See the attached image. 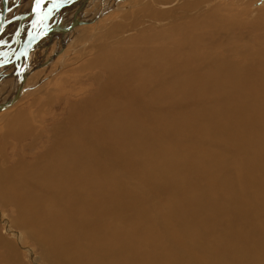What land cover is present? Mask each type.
<instances>
[{"label":"bare ground","instance_id":"obj_1","mask_svg":"<svg viewBox=\"0 0 264 264\" xmlns=\"http://www.w3.org/2000/svg\"><path fill=\"white\" fill-rule=\"evenodd\" d=\"M57 1L0 0V32L16 29L1 58L18 48L0 80L20 90L0 111L27 89L39 41L84 23L91 0L43 32ZM215 1L152 8L173 22L100 44L86 87L39 89L5 115L0 264H24V238L44 264H264V6ZM10 140L28 142L7 153Z\"/></svg>","mask_w":264,"mask_h":264},{"label":"rangeland","instance_id":"obj_2","mask_svg":"<svg viewBox=\"0 0 264 264\" xmlns=\"http://www.w3.org/2000/svg\"><path fill=\"white\" fill-rule=\"evenodd\" d=\"M22 1L23 3L26 2V4L23 5V7L25 8L28 2L31 0H21V3ZM59 1L61 2L64 1L63 5L53 3V5L56 6V10L53 13L54 15L53 19L51 20V23H44L41 26L43 32H45L49 28V26H54V25L57 26L59 24L68 25L71 23L73 19L76 18V15H77L76 8L79 5V0H74L72 1V3L71 2L69 3L68 0L67 2H65V0H58L57 2ZM148 1L149 0H91V2H89V5H87L86 10H85L86 11L85 18L83 19L84 23L78 25V27H76L70 32L67 31V33H65L64 31L65 35H63L64 33L59 32L57 33V36L53 37L50 40L45 39L49 36H46L44 37L43 40H40L39 44L36 45V48L34 50V52L36 51L35 53L36 55L34 54V57L32 58V62L28 70L27 89L24 91V94L17 101L16 104H14L11 108L9 107L7 109L0 111V142L3 140L2 133L3 131H5V125L13 114L9 116L6 122L3 119L5 115L12 111L17 112L18 110L22 108H27L29 103L32 102L36 98L35 92L37 90L40 89L39 91H41L44 95L46 93L56 94L58 93V91H63V92L75 91V90H79V89L86 87L87 81L85 78L90 73H93V72L95 73V71H93L94 69L85 67V64L89 62L93 58V56H95L94 54H96L97 47L100 44L106 45L108 43H112V41L116 42L117 40H121L122 36L124 38H127V36L129 37L130 35L140 34L142 32L145 33V31L150 32L151 29L153 28H161V27L167 26L170 23H172L173 20L164 18L165 16L158 18L160 20H158L157 18H153L151 16L152 8L154 10H159L161 7H165L167 5L165 7L164 12L166 11L169 13L175 9H182L183 11L181 10L180 14L184 12L183 13L184 15L186 14L187 11H185L186 6H183V5L185 4L186 1H190V0H175V1L158 0V2L157 0H150L149 2L151 3H148ZM217 1L218 2H228V1L233 2L232 8L233 7L237 8L236 6L238 7L244 6L245 3L248 1L249 2L247 4H250L251 9L260 8V6L262 7V5L264 6V0H240L239 5H238V1L236 4L235 0H231V1L230 0L228 1L227 0L225 1L216 0L215 2ZM166 2L167 4L164 5V3ZM151 4H153V7ZM208 6L209 5H207V7ZM23 7H21L22 11L24 10ZM142 7L143 8L145 7L144 10ZM149 7H151L150 8L151 10L149 9ZM154 7H157V8H154ZM145 9L147 12L145 11ZM139 10L140 11L142 10V11L140 12ZM202 10L197 9L196 12L199 13ZM136 12L137 14L135 15ZM142 12H145V13H142ZM17 13L19 15L21 11L19 10ZM133 15L136 18L133 17ZM147 15L148 16L150 15L151 18L150 16L146 18ZM252 15L253 13L251 12L250 16L253 17L254 15L253 16ZM17 16L11 18L13 20H11L10 23L14 26H15V23L13 22L15 21V18ZM130 16H131V19H129ZM188 16L190 15H185L181 17L184 18ZM132 18L133 19L135 18L133 20V25L131 21ZM137 18L141 19V22ZM142 19H144L145 21ZM166 20H168L169 22ZM134 21L135 22L138 21L139 23L138 22L135 23ZM123 25L125 26L123 27ZM119 26L124 30H120L121 28ZM114 27L115 28L119 27L120 29L119 28L115 29ZM1 30L3 31L4 29H1L0 27V31ZM12 30L14 31L16 29H12ZM13 31H11L9 34H5V32L4 33L0 32L1 33L0 40L7 39V37H10ZM60 31H63V30H60ZM123 33H125L124 34L125 36L123 35ZM117 35L119 37H117ZM17 49L18 48H14V50L16 51ZM15 53L11 51L10 57L8 58V60H12V58L15 56ZM0 58H1V52H0ZM5 58L2 57V60L4 59V62L7 60V57ZM12 63L13 62H11V64ZM15 66H16V63H14L12 68H14ZM6 80H10V82L7 85L3 84V89L0 91V102L8 100L9 98L15 96L17 93L15 89L17 79L12 77ZM59 96L62 97L61 93H59ZM35 107L36 106H34V108ZM27 142L28 140L20 144L14 140H10V143L7 144L6 151L8 153V152H11L12 150H16V149L19 150L20 146L24 147ZM11 158H9L5 163H3V165H6V166L11 165L12 163ZM0 218H2L1 214H0ZM10 237L12 240L16 241L15 240L16 237L14 235H10ZM24 239L26 241L23 242L22 240V245L19 246V252H20V256H21L23 263L24 264H44L43 260L41 259V255H39L40 252L37 250V248L33 249V246H34L33 243L30 242L27 238H24ZM45 264H47V262H45Z\"/></svg>","mask_w":264,"mask_h":264},{"label":"crops","instance_id":"obj_3","mask_svg":"<svg viewBox=\"0 0 264 264\" xmlns=\"http://www.w3.org/2000/svg\"><path fill=\"white\" fill-rule=\"evenodd\" d=\"M6 41H8V40H6ZM11 45H9V47H10ZM5 58V57H4ZM2 59V58H1ZM6 59V58H5ZM6 62H8L7 64H9V63H11L12 62V60H8V56H7V60H6ZM7 67V66H6ZM5 67V65L4 64H1L0 65V72L2 71V69H5L6 68ZM12 68V67H11ZM10 71H12V70H10ZM9 71H5V73H8ZM10 82V80H1L0 81V91L3 89V84H5V85H7L8 83ZM2 87V88H1Z\"/></svg>","mask_w":264,"mask_h":264},{"label":"water","instance_id":"obj_4","mask_svg":"<svg viewBox=\"0 0 264 264\" xmlns=\"http://www.w3.org/2000/svg\"><path fill=\"white\" fill-rule=\"evenodd\" d=\"M39 36H41V34H39ZM29 47H30V44H28V45H26L24 48H23V50H24V52L25 53H27V51H28V49H29ZM20 91V90H19ZM18 91V92H19ZM18 92H17V94H16V96H15V98L12 100V101H14L16 98H17V96L19 95L18 94ZM10 102H7L6 104H4L3 106L2 105H0V108H3V107H5L7 104H9Z\"/></svg>","mask_w":264,"mask_h":264}]
</instances>
